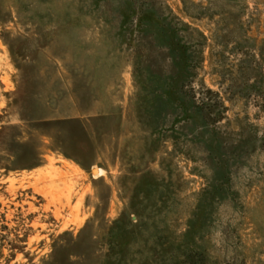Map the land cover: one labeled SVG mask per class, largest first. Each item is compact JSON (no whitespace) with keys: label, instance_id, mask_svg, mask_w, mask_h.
I'll return each mask as SVG.
<instances>
[{"label":"rangeland","instance_id":"obj_1","mask_svg":"<svg viewBox=\"0 0 264 264\" xmlns=\"http://www.w3.org/2000/svg\"><path fill=\"white\" fill-rule=\"evenodd\" d=\"M162 1L205 37L194 90L221 104L214 140L226 155L213 164L228 161V178L180 139L151 135L116 28L90 15L72 25V0H0V264H118L113 223L155 179L176 235L208 182L225 185L210 211L209 256L264 264V0H245L229 34L233 23L217 14L193 19L182 0ZM4 225L26 235L14 257Z\"/></svg>","mask_w":264,"mask_h":264},{"label":"trees","instance_id":"obj_2","mask_svg":"<svg viewBox=\"0 0 264 264\" xmlns=\"http://www.w3.org/2000/svg\"><path fill=\"white\" fill-rule=\"evenodd\" d=\"M19 1L28 6L36 0ZM244 1L182 0L185 14L190 18L217 14L222 20L231 21L234 28L228 34L241 28L237 16ZM71 4L74 8L72 16L69 15L72 25L90 15L99 24L103 22L116 28L120 47L132 61L138 105L150 126L151 135L156 131L157 134L163 132L178 141L180 139L181 145L204 153V161L209 165H215L214 156L226 155L222 152L227 144L214 140L215 126L221 120V104L214 97V92L206 90L199 98L194 90L197 72L204 60L206 40L202 32L179 20L162 0H72ZM229 26L230 23H227ZM225 37L220 39L223 41ZM235 37L239 38L237 44H245L242 35ZM260 93L264 96V85ZM4 128L0 126V133ZM236 159L233 157V162ZM227 162L215 165V176L228 178ZM161 184L155 179L139 188L137 193L142 199L126 204L114 221L118 232L110 236L113 239L110 244L120 247L114 252L118 264L133 261L136 264H216L206 247L207 236L214 223L210 211L216 207L217 200L222 192L228 190L227 187L219 186L214 180L208 182L209 186L200 194L193 208L197 212H191L186 230L176 235L167 228V221L162 217L165 196L160 192L163 190ZM155 196L157 199L152 200ZM160 224L166 226L162 229ZM137 227L141 228L138 232ZM3 228L8 232L7 236L13 233L7 248L9 255L14 257L16 252L23 251L22 243L26 241V235L10 231L6 225ZM133 243L142 248L134 252L136 256L129 251ZM141 253L145 257L140 256ZM224 262L235 264L237 261ZM238 263L242 264L240 260Z\"/></svg>","mask_w":264,"mask_h":264},{"label":"bare ground","instance_id":"obj_3","mask_svg":"<svg viewBox=\"0 0 264 264\" xmlns=\"http://www.w3.org/2000/svg\"><path fill=\"white\" fill-rule=\"evenodd\" d=\"M93 172L96 174V172H97V169H95ZM97 173H98V172H97Z\"/></svg>","mask_w":264,"mask_h":264},{"label":"water","instance_id":"obj_4","mask_svg":"<svg viewBox=\"0 0 264 264\" xmlns=\"http://www.w3.org/2000/svg\"><path fill=\"white\" fill-rule=\"evenodd\" d=\"M95 169H93V171H94Z\"/></svg>","mask_w":264,"mask_h":264}]
</instances>
